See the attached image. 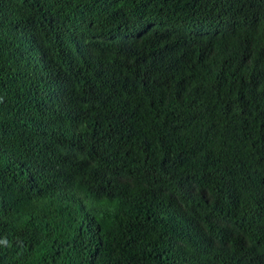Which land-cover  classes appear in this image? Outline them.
I'll return each mask as SVG.
<instances>
[{
    "label": "trees",
    "instance_id": "obj_1",
    "mask_svg": "<svg viewBox=\"0 0 264 264\" xmlns=\"http://www.w3.org/2000/svg\"><path fill=\"white\" fill-rule=\"evenodd\" d=\"M0 264H264V0H0Z\"/></svg>",
    "mask_w": 264,
    "mask_h": 264
},
{
    "label": "clouds",
    "instance_id": "obj_2",
    "mask_svg": "<svg viewBox=\"0 0 264 264\" xmlns=\"http://www.w3.org/2000/svg\"><path fill=\"white\" fill-rule=\"evenodd\" d=\"M7 241L3 238L0 239V246H3L4 244H6Z\"/></svg>",
    "mask_w": 264,
    "mask_h": 264
}]
</instances>
